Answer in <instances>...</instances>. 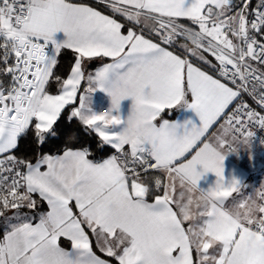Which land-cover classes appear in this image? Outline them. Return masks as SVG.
Here are the masks:
<instances>
[{"label":"snow or ice","instance_id":"6c2138e0","mask_svg":"<svg viewBox=\"0 0 264 264\" xmlns=\"http://www.w3.org/2000/svg\"><path fill=\"white\" fill-rule=\"evenodd\" d=\"M99 3L125 18L126 32L75 0H0V264H260L243 249L249 236L264 239V191L259 203L247 197L226 207L245 186L225 178L224 160L250 142L248 125L264 129V115L241 103L219 133L207 134L241 92L264 107V0ZM63 50L74 56L66 78L57 72ZM96 58L111 62L86 75ZM53 83L58 94L49 93ZM96 91L110 98L106 114L91 108ZM77 98L69 121L116 154L99 162L87 147L35 159L11 154L29 133L39 144L59 139L62 111ZM165 110L192 111L199 122L163 119ZM209 172L216 181L201 188Z\"/></svg>","mask_w":264,"mask_h":264},{"label":"crops","instance_id":"0c3cea01","mask_svg":"<svg viewBox=\"0 0 264 264\" xmlns=\"http://www.w3.org/2000/svg\"><path fill=\"white\" fill-rule=\"evenodd\" d=\"M75 2L84 3V4H86V5L90 6V7L95 8L97 11H101L102 14H105V15H109V16H111L112 18L116 19L117 22H119V23L125 25V28L122 29V31H125V32H126V29H127V26H128V22L125 20V18H124L123 16H121V15H119V14H114V13H112L111 10H110V8H109L106 4H104V5H105L106 8H108V9H105V8L99 7V6L94 5V4H91L90 2H87V1H84V0H75ZM180 22L183 23L185 26L195 27V26H193V25L191 24V21H189V20H187V19H181ZM185 22H189V24H187V23H185ZM56 38H57V39H63V38H64L63 33H62V32H61V33H57V34H56ZM170 50H171V49H170ZM209 58L213 60V63H216L215 60H214V58H212V57H209ZM92 62H95V64H94L91 68H89V69H87V67H86V75H87L88 73H94L95 70L98 69L99 67H102V65H103L104 63H110L111 61H110L109 58H104L103 60H101V59H99V58H96V59H93L92 61L88 62V63H87V66H88V64H91ZM210 69H211V68H209L208 66H202V70H205V71H207L210 75H212V74L210 73ZM69 74H70V73H69ZM214 78H215V77H214ZM87 86H88V85H87V81H86V80L82 81L80 91L82 92L85 88H87ZM57 94H58V93H57ZM78 95H79V94H78ZM233 102H234V101H233ZM110 103H111L110 98H109L105 93H103V92H101V91H96V92H94V93L92 94V98H91V108L93 109V111H95V112H97V113H99V112H101V111L103 112L104 109H107V108L110 107ZM131 103H132V102H131L130 99H126V100H124V101L121 102V112H122V114H123L125 117L128 115V113H129V111H130ZM231 105H232V104H231ZM231 105H230V106H231ZM76 106H78V98H77ZM230 106H229V107H230ZM228 109H229V108H228ZM228 109L225 110V113H226V111H227ZM183 115H184L185 117L191 118V119L193 120V122H196V123L199 122V121H198V117H197V116L195 115V113L192 112V111H186V112H184V113H180V112H177V111L173 110V111H172V114L170 115V114H169V110H165V112L162 113V118H163V119H170V120H171V119H175V118H177L178 116L182 117ZM222 118H223V116L217 121L216 124H214V125L212 126V128L209 130V133L207 134V137H211L214 133H219V132L221 131L220 126H221V124H224ZM158 122H159V121H158ZM207 137H206V139H207ZM242 140H243V139H241V141H242ZM253 140H254V139H252V140H250V141H253ZM238 145H239V146H242L243 143L238 142L237 145H234V146H238ZM74 150H75V149H74ZM60 154H62V153H60ZM114 154H116V153H115V150L113 149V154H111V155H114ZM56 155H59V154H56ZM111 155H110V156H111ZM110 156H107V157H105V158H103V159H107V158H109ZM103 159H102V160H103ZM102 160H101V161H102ZM98 162H99V161H98ZM224 175H225V178H226V179H230V178H232V177H235L237 180H239L243 185H245V186H247V187H248V186L251 187L253 184L258 183V181H255V180H251V179H250V177H249V176H250V175H249V171H247L246 169H244V167H243L241 164H239V163L237 162V159H236V157H235V153H234V152H230V153H228V154L226 155V157H225V160H224ZM215 181H216V176H215V174L209 172V173H206V174L201 178V180L199 181V185H200L201 188L207 189L208 187L214 185ZM179 191H180V188H179V185H177V192H176V195L179 194ZM251 197L254 198V199H256V196H255L254 193H252V196H251ZM241 199H243V196H241L239 193H238V194H237V193H234L232 197L228 198V200L226 201L225 206H226V207H231L233 203L238 202V201H240ZM148 200H149V202H152V198H151V197H149ZM73 204H74V202H73ZM38 207H39V209H40L41 211H47V210H48V209H47V205H46L45 202H40L39 205H38ZM73 210H74V212L77 211L75 208H73ZM194 210H195V209H194ZM26 211H27V210H26ZM34 222H38V218H37L36 220H34ZM185 224H186V226H187V222H185ZM4 232H5V227H4V230H3V232H2V235H1L0 240L3 239ZM62 242H63L65 245H63ZM59 243H60V246L63 247V248H65L66 250H71V243H70V241H67L65 238L62 237V238L60 239ZM93 250H94V251L96 252V254H97L98 256H100L102 259H108L109 261H112V258H110V257H106V255H105L104 253H101V252L99 251V249H97V248L95 247V244H94V243H93ZM211 251H212V250H210V252H211ZM194 258H195V254H194ZM113 264H114V262H113Z\"/></svg>","mask_w":264,"mask_h":264},{"label":"trees","instance_id":"16d2710c","mask_svg":"<svg viewBox=\"0 0 264 264\" xmlns=\"http://www.w3.org/2000/svg\"><path fill=\"white\" fill-rule=\"evenodd\" d=\"M84 1L108 9L104 4L99 3V0H84ZM233 2L235 4L240 3V2L237 3L236 0H234ZM255 3L256 0H252L253 6L255 5ZM185 23L189 24V22H185ZM60 61L61 63L60 65H58L57 72L62 76V78H66L67 75L70 73V63H74V56L71 50H63L62 56L60 57ZM94 64L95 62L88 64L87 69L91 68ZM48 90L50 94L58 93V89L54 83L51 84ZM75 106L76 104L68 105L62 111L61 117L58 121L59 139L57 138L46 139L45 143L39 144L35 141L34 136L31 133H29L27 136L18 139V146L15 150L12 151L11 154L17 157L28 156L30 159H35L36 157L44 154H49V155L60 154L66 147L69 146L73 147L74 149L87 147L91 153L89 158L97 162L113 154V149L108 145H105L102 149L99 148L98 147V145L100 144L99 137L91 130L85 129L80 124L78 119L73 118L71 121H69L68 117L70 116L72 108ZM68 131H72L75 134L76 136L75 140L71 142L67 141L66 137L64 136V133ZM4 227H5L4 218L0 217V238L4 230ZM63 245L65 244L63 243Z\"/></svg>","mask_w":264,"mask_h":264},{"label":"built area","instance_id":"2783aa9c","mask_svg":"<svg viewBox=\"0 0 264 264\" xmlns=\"http://www.w3.org/2000/svg\"><path fill=\"white\" fill-rule=\"evenodd\" d=\"M238 1H240V0H238ZM210 73L215 78L221 79L222 82H225V81H223V79L221 77H219L218 73L214 72L212 69H210ZM229 86L231 87L232 85L229 84ZM241 103H244V104L248 105L249 108H251L252 110H255L257 113H260L261 115H264V107L260 106L257 103L256 99H254V97L252 95H249L246 92H241L240 97H238L236 100H234L232 105L226 111L225 116H223V118H222L223 122H225L226 117L228 115H231L232 112L235 110V108ZM247 131L253 132L254 136L252 137V139L257 141L261 145H264V129H260L259 126L256 123H252V124L248 125ZM241 139H243V136L240 137V140ZM261 191H264V185H261L258 182V183L253 184L251 187H249V186L248 187L247 186L243 187L239 194L241 196H243V198H247V197H251L252 193H254L255 196H256V200L259 203L261 201L259 200L258 193L261 192Z\"/></svg>","mask_w":264,"mask_h":264},{"label":"rangeland","instance_id":"374dc122","mask_svg":"<svg viewBox=\"0 0 264 264\" xmlns=\"http://www.w3.org/2000/svg\"><path fill=\"white\" fill-rule=\"evenodd\" d=\"M234 153L237 162L249 171L250 179L264 185V145L253 140L247 144L243 143L242 146H236Z\"/></svg>","mask_w":264,"mask_h":264},{"label":"clouds","instance_id":"9594fccd","mask_svg":"<svg viewBox=\"0 0 264 264\" xmlns=\"http://www.w3.org/2000/svg\"><path fill=\"white\" fill-rule=\"evenodd\" d=\"M103 112L106 114L107 109ZM201 203H207V196L199 197ZM243 256L248 258H256L260 261V264H264V239H257L256 236H249L245 241Z\"/></svg>","mask_w":264,"mask_h":264}]
</instances>
